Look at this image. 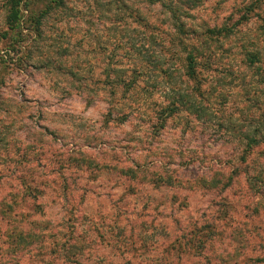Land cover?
I'll use <instances>...</instances> for the list:
<instances>
[{
	"label": "rangeland",
	"instance_id": "rangeland-1",
	"mask_svg": "<svg viewBox=\"0 0 264 264\" xmlns=\"http://www.w3.org/2000/svg\"><path fill=\"white\" fill-rule=\"evenodd\" d=\"M254 1L206 0L184 19L245 21L200 68L204 112L163 122L159 66L179 90L197 85L174 71L184 51L160 3L24 0L11 29L0 0V264H264Z\"/></svg>",
	"mask_w": 264,
	"mask_h": 264
},
{
	"label": "trees",
	"instance_id": "trees-1",
	"mask_svg": "<svg viewBox=\"0 0 264 264\" xmlns=\"http://www.w3.org/2000/svg\"><path fill=\"white\" fill-rule=\"evenodd\" d=\"M153 4L160 3L163 8L169 13L172 20V26L177 32L178 43L181 45L184 51V58L182 60V68L174 71H182L183 76L188 81L194 82L197 86H193L190 90H179L177 84L174 81L172 72L169 69L161 68L162 73L169 76L166 82L171 88L173 95L167 106H163L159 110V119L166 121L168 118L178 114L181 110H193L198 116L201 112L203 106L201 103L206 99L205 91L202 88L201 78L199 74L201 72L200 68L205 64L206 61H210L212 56L216 51L223 47V43L231 41V38H236L237 35L242 34L240 27L243 19L239 20L240 23L234 25L233 27L228 26L224 21L221 24L210 27L207 26L205 30L201 29L203 26H196L194 24L189 25L186 18H191V12L197 7L201 6L206 0H149ZM24 0H5V8L7 10L6 21L11 29H14L19 25L23 18V6ZM264 0H255L249 9L246 10V20H249L250 15H256V12L263 7ZM223 42V43H222ZM243 45L242 48H244ZM246 62L252 64H257L260 62L258 53L246 52L245 54ZM208 67H210L208 65ZM158 69V65H157ZM264 70V69H263ZM144 74V72H139L138 75ZM146 74V73H145ZM148 74V72H147ZM137 78L133 79L132 83L128 84V90L134 88L137 84ZM255 145H259L257 137L252 138ZM129 172V170H128ZM175 182H181L178 178L174 179ZM10 237V236H9Z\"/></svg>",
	"mask_w": 264,
	"mask_h": 264
}]
</instances>
